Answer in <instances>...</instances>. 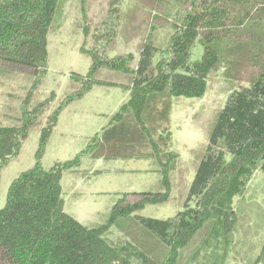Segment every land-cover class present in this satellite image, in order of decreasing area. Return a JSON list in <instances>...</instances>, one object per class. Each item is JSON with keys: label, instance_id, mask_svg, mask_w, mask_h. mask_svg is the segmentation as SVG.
I'll use <instances>...</instances> for the list:
<instances>
[{"label": "trees", "instance_id": "1", "mask_svg": "<svg viewBox=\"0 0 264 264\" xmlns=\"http://www.w3.org/2000/svg\"><path fill=\"white\" fill-rule=\"evenodd\" d=\"M176 1L181 15L171 23L165 47L159 50L146 42L135 66L131 54L108 58L103 49L81 50L91 65L86 76L71 77L80 90L52 113L40 132L35 165L8 187L0 209V264H228L238 223L234 200L243 196L257 170L264 172V114L259 122L244 127L249 134L243 138L239 133L243 128L234 119L240 98L264 96V0ZM64 7L65 0H0V66L38 75L46 66L48 34L61 24ZM196 43L203 53L192 62ZM222 68L225 78L248 74L249 87L240 90L238 98H230L209 137L221 130L223 137L236 142L235 150L227 156L222 140L217 149L207 144L183 210L163 220L140 217L146 206L170 199V175L178 155L170 150V133L164 126L172 99L202 98L208 77ZM102 69L131 78L121 86L128 92L126 102L91 148L71 161L42 168L39 159L60 110L93 86L109 84L95 78ZM50 102L51 98L44 100L24 113L19 126L0 125V171L17 157L33 118ZM88 151L96 158L115 155L151 162L164 191L123 193L102 224L78 223L64 212L60 181L65 171L79 167L80 157ZM112 231L122 239L112 241ZM252 264H264V230Z\"/></svg>", "mask_w": 264, "mask_h": 264}, {"label": "rangeland", "instance_id": "2", "mask_svg": "<svg viewBox=\"0 0 264 264\" xmlns=\"http://www.w3.org/2000/svg\"><path fill=\"white\" fill-rule=\"evenodd\" d=\"M180 15L181 5L176 0H65L62 22L47 37L45 68L36 75L33 71L0 66V125L19 126L24 113L51 98L48 108L33 118L17 157L0 171V209L5 205L11 182L35 165L41 129L52 113L80 90L81 85L71 77L86 76L91 65V58L81 50L103 49L108 58L131 54L135 66L146 42L159 50L165 47L172 34L171 23ZM202 53V46L196 43L189 60L198 61ZM222 69L208 77L202 98L172 99L164 126L170 133V150L178 155L176 169L170 175V199L162 205L146 206L138 213L140 217L163 220L183 210L207 144L217 149L222 140L227 156L235 150L236 142L223 137L221 130L210 140L209 137L220 113L227 111L230 98L249 87L248 74L238 72L235 78H225ZM95 78L109 84L93 86L82 98L70 101L60 110L39 159L42 168L71 161L91 148L93 139L101 135L111 116L126 102L128 92L121 86L130 83L128 75L102 69ZM235 106L234 119L243 128L239 129L243 138L249 134L244 127L263 117L264 96L259 100L240 98ZM93 151L85 152L79 167L65 171L60 181L64 212L78 223L88 227L102 224L123 193L164 191L157 167L151 162L115 155L96 158ZM164 152H168V147ZM233 207L238 212V223L228 264H252L260 251L264 230L263 171L254 173ZM110 239L122 238L112 231Z\"/></svg>", "mask_w": 264, "mask_h": 264}]
</instances>
